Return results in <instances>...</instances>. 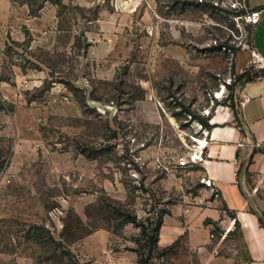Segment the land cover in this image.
Wrapping results in <instances>:
<instances>
[{
	"label": "rangeland",
	"instance_id": "374dc122",
	"mask_svg": "<svg viewBox=\"0 0 264 264\" xmlns=\"http://www.w3.org/2000/svg\"><path fill=\"white\" fill-rule=\"evenodd\" d=\"M247 9L0 0V264H52L30 238L41 228L81 264H173L150 223L212 197L195 158L200 121L264 76Z\"/></svg>",
	"mask_w": 264,
	"mask_h": 264
},
{
	"label": "crops",
	"instance_id": "0c3cea01",
	"mask_svg": "<svg viewBox=\"0 0 264 264\" xmlns=\"http://www.w3.org/2000/svg\"><path fill=\"white\" fill-rule=\"evenodd\" d=\"M246 3L260 9L250 40L264 58V0ZM236 109H214L201 136L199 163L218 198L172 205L162 217L157 246L177 243L173 264H264V76L242 82Z\"/></svg>",
	"mask_w": 264,
	"mask_h": 264
},
{
	"label": "trees",
	"instance_id": "16d2710c",
	"mask_svg": "<svg viewBox=\"0 0 264 264\" xmlns=\"http://www.w3.org/2000/svg\"><path fill=\"white\" fill-rule=\"evenodd\" d=\"M246 72L242 73L240 77L246 76ZM257 75H254L252 77H256ZM251 79V78H249ZM230 107L234 110V113L237 115V109L236 104L234 102H231ZM201 125L207 129L211 127V124L207 122V120L202 119L200 121ZM119 216L121 217V223H132L137 227H140L143 234L146 233V226L142 224V222L136 217V215L132 212H128L126 210H121L118 212ZM169 209L167 210H161L160 215L157 217V219L154 221V223H150L153 225L151 228V231L153 233L152 235V242L153 245L157 246V240H158V231L159 227L162 223V217L164 214H168ZM148 220L150 218H147ZM36 243L43 244L48 248L50 255L46 258V260H52V264H81L76 255L73 254L60 240H56L47 230H44L43 228L37 229L34 234L30 236ZM177 243H173L170 246H167L165 248H159L161 249L162 253H174L176 250Z\"/></svg>",
	"mask_w": 264,
	"mask_h": 264
},
{
	"label": "built area",
	"instance_id": "2783aa9c",
	"mask_svg": "<svg viewBox=\"0 0 264 264\" xmlns=\"http://www.w3.org/2000/svg\"><path fill=\"white\" fill-rule=\"evenodd\" d=\"M245 22L251 28H254L255 25L259 22L260 19V9L257 8H249L247 9L245 15ZM252 54L256 58L257 62L264 64V58L254 49L252 48ZM205 184L210 188L211 194L214 198H218V193L215 191L214 186L210 179H205ZM212 236V235H211ZM225 234L221 235V238H224Z\"/></svg>",
	"mask_w": 264,
	"mask_h": 264
},
{
	"label": "bare ground",
	"instance_id": "6f19581e",
	"mask_svg": "<svg viewBox=\"0 0 264 264\" xmlns=\"http://www.w3.org/2000/svg\"><path fill=\"white\" fill-rule=\"evenodd\" d=\"M220 96H221V93L219 91H217V93L215 94V97H220ZM194 140L197 142V146H196L197 148H196V152H195V158H197L199 153L201 151H203L201 149V146H205L206 141L204 139H202V138H194Z\"/></svg>",
	"mask_w": 264,
	"mask_h": 264
},
{
	"label": "water",
	"instance_id": "95a60500",
	"mask_svg": "<svg viewBox=\"0 0 264 264\" xmlns=\"http://www.w3.org/2000/svg\"><path fill=\"white\" fill-rule=\"evenodd\" d=\"M252 78H254V77H252ZM248 200L250 201V198H248Z\"/></svg>",
	"mask_w": 264,
	"mask_h": 264
}]
</instances>
